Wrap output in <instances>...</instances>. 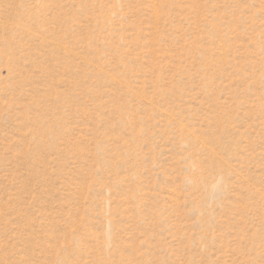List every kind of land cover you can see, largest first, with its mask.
<instances>
[{
  "label": "rangeland",
  "instance_id": "obj_1",
  "mask_svg": "<svg viewBox=\"0 0 264 264\" xmlns=\"http://www.w3.org/2000/svg\"><path fill=\"white\" fill-rule=\"evenodd\" d=\"M0 264H264V0H0Z\"/></svg>",
  "mask_w": 264,
  "mask_h": 264
}]
</instances>
